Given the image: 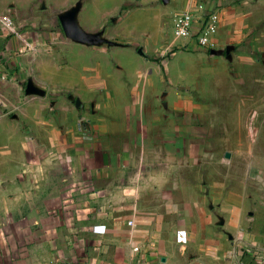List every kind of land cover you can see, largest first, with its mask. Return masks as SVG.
<instances>
[{
	"label": "crops",
	"instance_id": "0c3cea01",
	"mask_svg": "<svg viewBox=\"0 0 264 264\" xmlns=\"http://www.w3.org/2000/svg\"><path fill=\"white\" fill-rule=\"evenodd\" d=\"M220 1L92 0L99 21L138 5L145 46L85 61L50 48L79 0H0V264H264V174L209 183L147 59L183 10L216 6L218 48L243 39Z\"/></svg>",
	"mask_w": 264,
	"mask_h": 264
},
{
	"label": "rangeland",
	"instance_id": "374dc122",
	"mask_svg": "<svg viewBox=\"0 0 264 264\" xmlns=\"http://www.w3.org/2000/svg\"><path fill=\"white\" fill-rule=\"evenodd\" d=\"M220 3L219 12L228 13L235 31L245 34L243 39L232 40L227 48H186L173 28L176 41H170L167 19L164 41L158 42L157 52L147 59L161 63L164 110L176 108L178 99L181 125L195 126L196 152L207 157L208 182L214 183L222 174L232 186L242 176L257 184V176L264 174V0ZM111 7L79 0L65 14L73 13L72 25L84 35L67 33L60 20L66 15L62 14L49 25H54L51 29L57 34L50 48H83L85 61L95 55L93 48L114 52L116 57L127 56L128 50L139 51L145 43L140 41L139 30H133L136 14L129 13L139 6L125 4L109 19L94 18Z\"/></svg>",
	"mask_w": 264,
	"mask_h": 264
},
{
	"label": "built area",
	"instance_id": "2783aa9c",
	"mask_svg": "<svg viewBox=\"0 0 264 264\" xmlns=\"http://www.w3.org/2000/svg\"><path fill=\"white\" fill-rule=\"evenodd\" d=\"M218 11L207 9L201 16L190 10L176 14L173 21V34L182 40L186 48H217L216 32L218 28ZM137 248H135L136 250ZM232 264H240V261Z\"/></svg>",
	"mask_w": 264,
	"mask_h": 264
},
{
	"label": "water",
	"instance_id": "95a60500",
	"mask_svg": "<svg viewBox=\"0 0 264 264\" xmlns=\"http://www.w3.org/2000/svg\"><path fill=\"white\" fill-rule=\"evenodd\" d=\"M66 16H63L60 18L62 24H63V27H64V30L67 32V33H70L73 37H81L83 36L84 34L79 31L76 27H74L72 25V15L73 13H67L65 14Z\"/></svg>",
	"mask_w": 264,
	"mask_h": 264
},
{
	"label": "trees",
	"instance_id": "16d2710c",
	"mask_svg": "<svg viewBox=\"0 0 264 264\" xmlns=\"http://www.w3.org/2000/svg\"><path fill=\"white\" fill-rule=\"evenodd\" d=\"M154 60H157V61H159L158 59H154ZM159 63H160V61H159Z\"/></svg>",
	"mask_w": 264,
	"mask_h": 264
}]
</instances>
